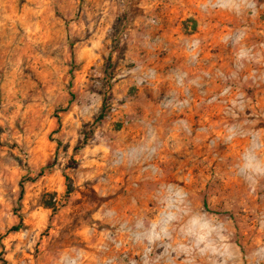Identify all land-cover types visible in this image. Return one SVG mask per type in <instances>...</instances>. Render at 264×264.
I'll list each match as a JSON object with an SVG mask.
<instances>
[{
    "label": "rangeland",
    "instance_id": "1",
    "mask_svg": "<svg viewBox=\"0 0 264 264\" xmlns=\"http://www.w3.org/2000/svg\"><path fill=\"white\" fill-rule=\"evenodd\" d=\"M156 1L0 0V264H264V0Z\"/></svg>",
    "mask_w": 264,
    "mask_h": 264
},
{
    "label": "crops",
    "instance_id": "2",
    "mask_svg": "<svg viewBox=\"0 0 264 264\" xmlns=\"http://www.w3.org/2000/svg\"><path fill=\"white\" fill-rule=\"evenodd\" d=\"M144 1V5L146 4V5H149L150 7H154V8H156L157 7V1L156 0H143ZM201 2V3H200ZM207 2H208V0H207ZM210 2V1H209ZM194 3H196V4H198V5H196V6H194V8L192 9V12L190 13V15L191 16H193L195 19H199V18H204L203 16H202V14H204V13H202V3H203V0H196ZM214 3H221V0H215V2ZM157 4V5H156ZM208 4V3H207ZM155 5V6H154ZM150 9V11H153V9L152 8H149ZM220 9V8H219ZM154 10H156V9H154ZM204 12V11H203ZM218 12V14H219V16L221 15V13H223V12H220L219 10L217 11ZM202 13V14H201ZM195 27H196V24H195Z\"/></svg>",
    "mask_w": 264,
    "mask_h": 264
},
{
    "label": "trees",
    "instance_id": "3",
    "mask_svg": "<svg viewBox=\"0 0 264 264\" xmlns=\"http://www.w3.org/2000/svg\"><path fill=\"white\" fill-rule=\"evenodd\" d=\"M195 23H193V26L195 28ZM107 107V104L105 105V111H103V113L100 115L99 119H104L107 114L109 113L108 112V107ZM66 177V180H67V192H66V196H69V194H71V192H73V184L71 182V178L68 176V175H65ZM45 205L46 207L48 208H55V200L53 199H45ZM21 225V224H20ZM20 225L18 227H16V229L20 228Z\"/></svg>",
    "mask_w": 264,
    "mask_h": 264
}]
</instances>
